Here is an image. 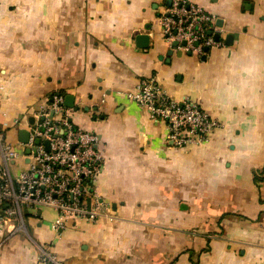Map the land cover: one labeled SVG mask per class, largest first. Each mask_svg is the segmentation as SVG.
Here are the masks:
<instances>
[{
	"label": "crops",
	"instance_id": "1",
	"mask_svg": "<svg viewBox=\"0 0 264 264\" xmlns=\"http://www.w3.org/2000/svg\"><path fill=\"white\" fill-rule=\"evenodd\" d=\"M191 1L216 18L204 57L164 40L169 0H0L2 119L72 96V123L102 139L110 208L63 229L54 210L24 209L0 232V264H264V0ZM149 78L222 127L173 146L127 97Z\"/></svg>",
	"mask_w": 264,
	"mask_h": 264
},
{
	"label": "built area",
	"instance_id": "2",
	"mask_svg": "<svg viewBox=\"0 0 264 264\" xmlns=\"http://www.w3.org/2000/svg\"><path fill=\"white\" fill-rule=\"evenodd\" d=\"M158 22L166 43L184 52L204 57L206 49L220 44L209 35L216 18L191 0H172ZM3 89L0 83V100ZM127 97L152 120L165 124L168 141L176 148L204 145L222 127L195 101L171 97L155 78L142 80ZM12 130H27L28 142L10 141ZM105 167L100 135L72 123L63 95L53 94L47 106L11 121L0 113V232L8 226L15 229L13 220L23 227L24 209L54 210L57 229L70 219L109 218L110 208L95 186ZM49 259L42 261L57 264Z\"/></svg>",
	"mask_w": 264,
	"mask_h": 264
},
{
	"label": "water",
	"instance_id": "3",
	"mask_svg": "<svg viewBox=\"0 0 264 264\" xmlns=\"http://www.w3.org/2000/svg\"><path fill=\"white\" fill-rule=\"evenodd\" d=\"M171 3H172V0H169V6H170ZM209 35H211V32H209ZM214 38L216 40H218L220 38V36L219 35H214ZM148 40H149V37L147 35H139L136 38L137 43H140V42L143 43L145 41L147 42ZM176 45L177 44H174V46H176ZM141 47H145L144 44H141ZM206 50H208V49H206ZM65 106L67 108H73L74 107V98L72 96H66ZM29 121H30L31 124H34V122H35V120H34L33 117H31L29 119ZM19 136H20V141L22 143H27L28 142L29 134H28V131L27 130L20 131ZM46 145L48 146V143L47 142H46ZM27 153L29 154V150H27Z\"/></svg>",
	"mask_w": 264,
	"mask_h": 264
}]
</instances>
